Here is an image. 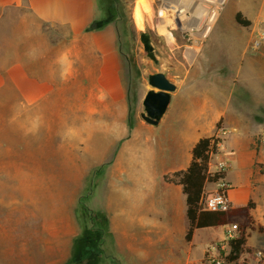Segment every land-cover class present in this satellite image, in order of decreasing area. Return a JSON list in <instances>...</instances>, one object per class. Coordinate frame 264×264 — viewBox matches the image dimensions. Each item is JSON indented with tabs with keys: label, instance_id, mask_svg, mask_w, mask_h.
<instances>
[{
	"label": "crops",
	"instance_id": "obj_1",
	"mask_svg": "<svg viewBox=\"0 0 264 264\" xmlns=\"http://www.w3.org/2000/svg\"><path fill=\"white\" fill-rule=\"evenodd\" d=\"M179 1L167 4L175 13L186 6L192 20L183 29L174 17L178 25L169 27L175 51L171 58L180 54L174 33L192 35L203 14L200 1ZM238 3V10L222 12L215 25L202 31L204 39L192 59L187 55L190 47L184 48L185 60L165 73L177 90L159 124L138 119L130 129L118 29L111 12L105 14L104 0H0V105L53 102L50 98L62 97L67 87L86 89L73 102H86L92 115L98 104L117 105L109 116L115 122L103 124L124 141L106 176L109 186L95 203L107 215L112 241L100 264H207V248L222 242L232 225L196 229L188 242L186 195L181 185L165 180L189 167L194 146L206 137L220 139L219 157L230 162L224 181L232 207L254 205L247 250L239 261L257 264L253 252L264 249V44L240 47L237 37L228 63V50L218 45L238 12L251 23L242 26L250 30V41L257 38L264 0ZM217 186L207 183L205 193ZM30 230L15 235L6 252L0 247V264L69 263L79 234L70 218L52 231L57 233L53 239L45 225L29 236Z\"/></svg>",
	"mask_w": 264,
	"mask_h": 264
},
{
	"label": "rangeland",
	"instance_id": "obj_2",
	"mask_svg": "<svg viewBox=\"0 0 264 264\" xmlns=\"http://www.w3.org/2000/svg\"><path fill=\"white\" fill-rule=\"evenodd\" d=\"M142 1L145 0L113 2L118 10L114 20L118 29V48L130 129L135 121L142 119V102L150 89L147 76L157 72L168 73L172 64L185 60L182 56L184 48L195 47L198 53L204 39L197 31H192V35L184 38L175 32L174 36L180 42L176 50L180 54L171 58L173 41L169 43L160 31V13L170 8L162 9L160 0H147L152 8V16L147 14L142 27H139L135 23L134 8ZM238 1L226 0L222 11L224 15L238 10ZM104 4L107 6L108 0H104ZM188 20L191 23L192 19ZM180 24L183 29H187ZM177 25L172 21L170 28ZM141 30L151 33L157 63L144 51L140 42ZM249 32V29L238 25L236 21L227 25L223 40L218 45L229 51L224 53L226 63L231 61L230 50L234 49L232 46H235L237 37L240 38V47L247 44L250 49L253 40L250 41ZM85 90L67 87L62 97H52L50 99L53 102L37 105H0V247L3 251H7L8 243L15 235L25 234L23 229H31L27 232L30 236L45 225L50 239L57 234L52 231L70 218L79 229L70 264L75 255L77 240L85 227H91V224L83 225L80 217L82 207L86 206L88 212L106 215L95 203L104 193L103 187L109 186L105 184V179L112 170L115 155H118L124 140L109 134L110 129L103 125L115 122L109 118L117 111L116 104L96 105L94 119L88 112L90 105L86 102H73V96L78 97ZM105 129H108L107 134L104 133ZM105 154L107 158L104 160ZM67 215L68 219H65ZM111 242L107 230L103 257L109 253Z\"/></svg>",
	"mask_w": 264,
	"mask_h": 264
},
{
	"label": "trees",
	"instance_id": "obj_3",
	"mask_svg": "<svg viewBox=\"0 0 264 264\" xmlns=\"http://www.w3.org/2000/svg\"><path fill=\"white\" fill-rule=\"evenodd\" d=\"M115 0H108L105 10L106 14L111 12L112 19L118 15ZM115 4H114V3ZM113 7V9H111ZM110 10V11H109ZM108 15H106L108 17ZM236 21L243 27H248L251 23L242 13L236 14ZM217 137H206L200 139L192 150V161L186 170L178 171L165 176L167 182L181 185L186 195L187 218L189 228L186 240H192L194 231L200 228L219 227L225 225H237L238 235L229 241L230 251L227 256V264H244L239 259L246 252L247 230L252 229L253 221L251 210L254 207L252 203L247 206L233 208L223 212L204 211L200 207V200L205 191L207 183H216L225 178V173H210L209 164L211 154L219 151L216 144L220 143ZM83 225L85 227L82 236L76 242L75 255L70 264H100L105 254L108 219L103 213L94 214L88 212L86 206L82 207L80 213Z\"/></svg>",
	"mask_w": 264,
	"mask_h": 264
},
{
	"label": "built area",
	"instance_id": "obj_4",
	"mask_svg": "<svg viewBox=\"0 0 264 264\" xmlns=\"http://www.w3.org/2000/svg\"><path fill=\"white\" fill-rule=\"evenodd\" d=\"M210 2H207L205 4L209 5V12L207 15L203 13L198 18L197 23V32L199 36H202V31L206 30L207 28H210V21L215 19L214 24L216 23L217 19L221 15L223 9L225 0L219 1V0H209ZM204 4V0L200 1ZM178 12L177 14H179ZM215 15L216 18H215ZM186 20L192 19L190 15L186 12ZM205 19L204 25L202 27H199V24L202 22V20ZM177 23V22H176ZM213 24V25H214ZM262 44H264V19L262 21V30L259 33L258 37L253 39L251 47L254 49H258ZM218 138V137H217ZM264 144V140H263ZM218 146V149L220 147V143L216 144ZM220 151H218L215 154H211V160H210V166H209V172L210 173H227V171L230 169L231 165L230 162L226 158H220L219 157ZM225 178L220 179L216 183L218 184L217 190L212 193H203L201 200H200V207L204 211H210V212H223L229 210L232 205L228 198L227 191L229 190V185L224 181ZM238 235V227L237 225H232L231 228H229L226 232V238L217 244L210 245L205 254V262L207 264H227V256L230 251L229 241L231 239H234ZM253 259L257 262V264H264V249L255 250L253 252Z\"/></svg>",
	"mask_w": 264,
	"mask_h": 264
},
{
	"label": "water",
	"instance_id": "obj_5",
	"mask_svg": "<svg viewBox=\"0 0 264 264\" xmlns=\"http://www.w3.org/2000/svg\"><path fill=\"white\" fill-rule=\"evenodd\" d=\"M140 42L143 44L147 56L157 63L158 59L151 33L141 30ZM146 79L150 89L142 102L144 111L141 113V118L148 124L158 125L170 105L171 95L177 90V85L169 80L163 72L149 74Z\"/></svg>",
	"mask_w": 264,
	"mask_h": 264
},
{
	"label": "bare ground",
	"instance_id": "obj_6",
	"mask_svg": "<svg viewBox=\"0 0 264 264\" xmlns=\"http://www.w3.org/2000/svg\"><path fill=\"white\" fill-rule=\"evenodd\" d=\"M168 1H171V0H163V4H162V9H167V8H170V6H168L167 2ZM173 1V0H172ZM181 1V0H180ZM179 1V2H180ZM197 1H203V0H197ZM204 5L202 6V9H201V14L202 13H205V15L208 14L209 12V5L205 4L207 2H209V0H204ZM222 2V0H219ZM172 3V2H171ZM182 3V2H181ZM180 4V3H179ZM197 5V4H196ZM199 5V4H198ZM184 6V5H183ZM196 7V6H195ZM151 5H150V2L145 0L144 2H138L134 8V19H135V23L137 26L139 27H142L143 23L145 22L146 20V17L152 12L151 11ZM196 11V10H195ZM175 9H173V6H171V8L166 11H161L160 13V16H161V24H160V31L163 33L162 35H165L167 41L169 43H172L173 41V38H172V35L170 33V31L167 29V27H172V19L173 17H177L179 19V21H181V23L183 24L184 27H189L188 26V22H187V18H186V12H187V7H183L182 11H180L179 14L175 13ZM179 12V11H178ZM148 14V15H147ZM176 14V15H175ZM149 15V16H150ZM199 15V14H198ZM203 15V14H202ZM152 16V15H151ZM150 16V17H151ZM201 16V15H199ZM217 15H215V18H216ZM170 17V18H169ZM175 17V18H176ZM177 19V20H178ZM215 19L211 20L209 24H213ZM189 21V20H188ZM204 21L205 19L202 20V22L199 24V27H202L204 25ZM179 23V22H178ZM180 24V23H179ZM182 27V26H181ZM173 44V43H172ZM196 54V48L195 47H190L188 48L187 50V55L191 57V59L195 56ZM190 59V58H189Z\"/></svg>",
	"mask_w": 264,
	"mask_h": 264
}]
</instances>
